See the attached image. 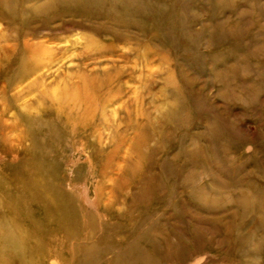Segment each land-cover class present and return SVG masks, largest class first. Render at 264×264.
<instances>
[{
  "label": "rangeland",
  "instance_id": "rangeland-1",
  "mask_svg": "<svg viewBox=\"0 0 264 264\" xmlns=\"http://www.w3.org/2000/svg\"><path fill=\"white\" fill-rule=\"evenodd\" d=\"M0 233V264H264V0H0Z\"/></svg>",
  "mask_w": 264,
  "mask_h": 264
},
{
  "label": "bare ground",
  "instance_id": "bare-ground-1",
  "mask_svg": "<svg viewBox=\"0 0 264 264\" xmlns=\"http://www.w3.org/2000/svg\"><path fill=\"white\" fill-rule=\"evenodd\" d=\"M63 196H66L63 194ZM12 218V217H11ZM15 236L18 237V240H16V243L12 244L14 248L18 249L19 251H22L23 253L29 249V246L27 244V239L22 234H16ZM0 240L2 241V244H0V249L5 248L6 245H9L8 241L4 240L0 233Z\"/></svg>",
  "mask_w": 264,
  "mask_h": 264
}]
</instances>
